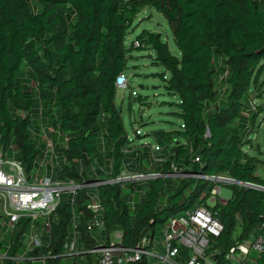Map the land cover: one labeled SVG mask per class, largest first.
<instances>
[{
	"label": "trees",
	"instance_id": "trees-1",
	"mask_svg": "<svg viewBox=\"0 0 264 264\" xmlns=\"http://www.w3.org/2000/svg\"><path fill=\"white\" fill-rule=\"evenodd\" d=\"M145 8L164 17L179 52L174 56L160 34L147 31L133 42L140 45L135 49L154 52L153 64L165 70L158 75L163 88L178 98L173 114L181 130L155 134L162 151L176 144L173 159L156 164V170L227 175L237 184L223 185L231 195L213 207L208 205L213 183L192 178L159 177L129 185L126 192L117 184L84 188L73 204L64 194L50 245L41 251L60 256L73 209L79 250L88 252L108 245L116 231L121 246L134 249L143 237L161 236L168 217L203 205L223 227L209 252L227 264L223 257L231 248L263 233L264 191L246 185L264 188V177L257 175L258 161L243 151L254 116L242 115L251 112L249 91L264 71V0H0V149L14 145L31 172L41 155L43 127L50 126L64 136L48 133L58 156L55 178L63 183L94 179L87 165L103 166L111 179L134 166L115 103L116 79L126 72L134 49L125 39ZM226 71L220 81L225 94L212 109L217 78ZM56 137L63 144L56 145ZM91 193L102 206L105 231L98 237L87 231ZM84 257L83 264L97 262L94 254ZM258 264H264V254Z\"/></svg>",
	"mask_w": 264,
	"mask_h": 264
},
{
	"label": "built area",
	"instance_id": "built-area-1",
	"mask_svg": "<svg viewBox=\"0 0 264 264\" xmlns=\"http://www.w3.org/2000/svg\"><path fill=\"white\" fill-rule=\"evenodd\" d=\"M139 46V43H134V47ZM226 77L227 71L221 76L220 81ZM126 86L127 79L124 74L118 76L116 89H124ZM48 133H55L59 138L64 137L52 127H48L47 131L41 133L39 137L43 144L41 155L35 169L31 172H27L18 160V151L14 145L6 150L0 149V264H54V261L61 264L63 259H70L69 264H83L86 253L97 256L96 264H152L153 260L156 264H219L220 255L209 250L211 240L220 235L223 227L203 205L167 218L162 229L165 240L159 250L153 246L155 237L152 236L143 237L139 245L130 250L122 247L121 243L120 246H116L109 241L108 245L96 244L95 248L88 252L80 251L78 246L80 233L77 227V216L73 209L70 235L63 244L60 256L56 257L49 248L42 252L43 248L50 245L52 220L64 194L72 196L71 204H73L80 189L89 187L96 189L117 184L123 190L124 183L129 186L137 184L140 180L148 181L162 176L131 174L123 169L118 177L111 179L103 168V173L109 177L99 179L95 176V164L90 168V174L94 177L91 186L87 184L88 182H83L82 185L74 181L63 183L55 178L54 169L58 164V156L54 151V142L48 137ZM100 140L103 144V138ZM124 152L127 153V150ZM64 160L60 158V161L64 162ZM196 162L199 160L197 159ZM172 169L175 172V169ZM81 172H83L82 167ZM175 173L178 179L192 178L213 183L208 199L210 207H213L217 200L221 204L226 202L221 197L223 185L237 184L227 175L206 176L182 171ZM89 198L86 208L92 217L87 223V231L92 237H98L105 231L101 219L102 206L96 193H91ZM131 206L133 207V202ZM262 230V234L253 236L251 240L231 248L223 257V262L258 264L259 258L264 254V224ZM15 236H19L17 243L14 240ZM215 255H219L217 261L213 260Z\"/></svg>",
	"mask_w": 264,
	"mask_h": 264
},
{
	"label": "rangeland",
	"instance_id": "rangeland-1",
	"mask_svg": "<svg viewBox=\"0 0 264 264\" xmlns=\"http://www.w3.org/2000/svg\"><path fill=\"white\" fill-rule=\"evenodd\" d=\"M143 31L160 34L162 41L168 44L171 53L178 57L179 52L173 42L171 29L160 13L153 9L145 8L137 16L125 39L126 47H132L137 36ZM154 59L155 54L150 48H147L146 50L133 49L128 58L127 70L124 73V76L127 79V86L124 89L117 90L115 100L116 106L121 113L129 144L138 145L140 150L143 149L141 147L146 145V143L154 144L153 152L149 154L151 155V161H146L144 166L140 163L136 166L134 163V166L132 165L131 168L126 169V171L131 174L144 176H148L149 174H155L158 176L160 173L156 170V166L150 168L151 163L158 164V167H160L161 163L168 164L172 161L175 152V143L171 144L167 151L160 150V147H157L153 140L155 139L153 134L181 130V122L173 114L178 112V109L175 106L178 103V98L169 95L163 88V83L158 75L165 73V70L160 66L154 65ZM220 78L221 76H218L216 81V98L211 104L212 109L225 94V88L223 87V84L220 83ZM139 98L143 100L142 103L138 102ZM249 99L251 112L244 113L242 116H254V121L249 124V131L244 140L246 145L243 148V151L249 157L258 161V165H261L259 167V174L263 176L264 173L261 170L264 169V71L261 73L252 91H249ZM236 124L237 120L234 122V125ZM48 127L50 126H44L43 128L47 131ZM179 141L182 143L181 140ZM59 143L63 144V140L61 139L59 142L56 137L55 144L57 145ZM147 149H149V147H147ZM9 155V157H11V153H9ZM158 158H162V160L158 161ZM91 167L92 166L87 165L88 169ZM103 168L104 167L101 165H96L95 176L99 179H108L109 176L103 173ZM82 169H85L83 165ZM175 174L176 173L171 168L170 172L161 177L166 179H176L177 175ZM93 181V179H90L87 181V184L91 186ZM145 182L146 180H140L137 184L144 185ZM124 186L125 188L123 191L126 192L127 183H124ZM230 195L231 192L227 188H222L221 197L223 200L229 199ZM120 236L121 232H114L110 235V242L116 244V246H120ZM164 240V235L156 236L153 241V246L157 247L159 250ZM73 260L77 261L76 259ZM69 263L70 259L61 260V264ZM152 264H156V261L153 260Z\"/></svg>",
	"mask_w": 264,
	"mask_h": 264
},
{
	"label": "crops",
	"instance_id": "crops-1",
	"mask_svg": "<svg viewBox=\"0 0 264 264\" xmlns=\"http://www.w3.org/2000/svg\"><path fill=\"white\" fill-rule=\"evenodd\" d=\"M153 136H154V138H155V139H153V140L155 141V144H156V146L158 147L159 145H158L157 142H156V137H158V135H154V134H153ZM145 146L149 147V149H147V147H145ZM129 148L131 149V150H130L131 156H134V155H135V156L132 157V159H131V160L135 161V165L138 166V165H139L138 162L142 159V160H143V161H142V165L144 166V163H145L146 161H149V160H150V156H151V155H149V154H150L151 152H153L154 144L152 145V144H150V143H146V145H143V146L141 147V148H143L142 150H140V147H139L138 145H135V144H132V145L129 144ZM146 150H147V152H146ZM157 160H158V161H161L162 158H158ZM150 161H151V160H150ZM154 166H157L156 163H151L150 168H153ZM259 171H260V169H259ZM261 171L264 173V169L261 170ZM257 175H259V172H257ZM262 177H264V175H263Z\"/></svg>",
	"mask_w": 264,
	"mask_h": 264
},
{
	"label": "water",
	"instance_id": "water-1",
	"mask_svg": "<svg viewBox=\"0 0 264 264\" xmlns=\"http://www.w3.org/2000/svg\"><path fill=\"white\" fill-rule=\"evenodd\" d=\"M206 136H207V137L209 136V132H208V131L206 132ZM253 187L256 188V189H259V190L264 191V188L256 187V186H253ZM218 257H219V255H215V256H213V260H214V261H217V260H218Z\"/></svg>",
	"mask_w": 264,
	"mask_h": 264
}]
</instances>
